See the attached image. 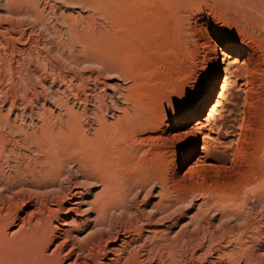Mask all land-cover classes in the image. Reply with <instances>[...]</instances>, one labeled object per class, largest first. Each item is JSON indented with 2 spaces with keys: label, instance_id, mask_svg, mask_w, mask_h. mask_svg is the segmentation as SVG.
<instances>
[{
  "label": "rangeland",
  "instance_id": "obj_1",
  "mask_svg": "<svg viewBox=\"0 0 264 264\" xmlns=\"http://www.w3.org/2000/svg\"><path fill=\"white\" fill-rule=\"evenodd\" d=\"M86 136L146 183L112 237L93 231L102 185L51 176ZM163 180L178 207L145 220ZM258 194L264 0H0V264H264Z\"/></svg>",
  "mask_w": 264,
  "mask_h": 264
},
{
  "label": "bare ground",
  "instance_id": "obj_2",
  "mask_svg": "<svg viewBox=\"0 0 264 264\" xmlns=\"http://www.w3.org/2000/svg\"><path fill=\"white\" fill-rule=\"evenodd\" d=\"M91 8V7H90ZM219 54H220V57H218V60H217V63H216V71L214 72V77H213V81L210 86V91L209 93L207 94V99L210 97L211 95V91L215 85V79L217 77V74L219 73L218 72V68L220 67V64L221 63H224L225 60L229 57V53L227 52V50L225 51L224 49H219ZM233 54V53H232ZM91 59V58H90ZM99 62H97L98 64ZM100 64V63H99ZM225 64V63H224ZM108 65V64H107ZM101 66V65H100ZM104 66V65H103ZM108 67V66H107ZM110 68H106L107 72L108 71H111V69L109 70ZM213 95V94H212ZM125 96V95H124ZM205 99L199 106H197L195 108L196 111L198 112H201V110L203 109V106L205 104V101L207 100ZM129 101V100H128ZM208 102V101H207ZM197 114V113H196ZM199 122L197 121L196 122V125H197V128H198V125H201L200 123L198 124ZM192 127V126H191ZM194 129V128H193ZM105 132V131H104ZM195 131L188 129L186 132H184V137L186 135V137H188V135L190 134H193ZM92 134V133H91ZM95 135V133H94ZM104 135V134H103ZM102 135V137H104ZM82 136V135H81ZM89 136V135H88ZM197 134L195 133L194 137L196 138ZM199 137V136H198ZM203 137V140H206L208 138V136L206 134L202 135ZM84 138V136H83ZM87 138L88 140V143H84V144H78L75 149L72 151V153L66 157H61L60 158V153L57 154L59 155V160H58V163H57V168L55 167V171L53 172V175L51 174L52 178H54L53 176L56 175V178L57 177H61V178H58L60 180V183H63V182H67V183H71L73 178L77 179H81L82 181L79 182V184L81 185H88L89 183H100L102 185V188H101V192L99 194H96V198L92 203V208L95 209V216L92 218L93 219V227H99L98 229L96 228V230H93L95 231V233H97V231H105L106 235H110V237H112L113 235H116L120 229H115V231L112 233H110L112 231V228H113V224H116L117 223V220L116 221H113V219H115L116 217H119L121 216V214L123 213H129V220L134 223L135 221H132L134 219V215L131 216L132 214V207L135 205L134 202L136 200V195H137V190L139 188V186H144L145 184H141L139 185L138 182H134L132 183L131 185L129 186H124L123 183L119 180V177H117V173H116V170H112L110 168V163H107V161L109 162L110 160H108L107 158V161H105V156L107 157V155L105 154V150L106 149H103L102 150H99L97 148V144L95 142V137L93 136L91 139H89L87 136L85 137ZM30 139V138H29ZM28 139V140H29ZM34 139V138H33ZM80 139V138H79ZM98 139V138H96ZM38 140V139H37ZM86 140V139H85ZM110 140V139H109ZM32 141V140H31ZM31 141H27L28 143H31ZM86 141V142H87ZM102 141V140H101ZM38 142V141H37ZM78 142V141H77ZM99 142V141H98ZM104 142V141H103ZM109 142V141H108ZM36 143V141H35ZM82 143V142H81ZM102 143V142H101ZM107 143V140L106 142ZM110 143V142H109ZM206 143V142H205ZM42 144V143H41ZM40 144V145H41ZM33 145V143H32ZM30 145V146H32ZM100 145V144H99ZM98 145V147H99ZM107 145H109L107 143ZM104 146V145H103ZM112 146V145H111ZM100 148V147H99ZM39 151V149H38ZM40 152V151H39ZM38 152V153H39ZM46 152V151H45ZM43 153V152H42ZM36 154V153H35ZM65 154V153H64ZM58 158V157H57ZM56 158V159H57ZM13 161V160H12ZM112 161V160H111ZM57 162V161H56ZM45 163V162H44ZM43 163V164H44ZM198 163V162H197ZM196 163V164H197ZM48 164V163H47ZM55 164V163H54ZM109 164V165H108ZM112 164V162H111ZM115 164V163H114ZM200 164V163H199ZM53 165V162L52 164ZM113 165V164H112ZM122 165V164H121ZM55 166V165H53ZM71 166H73L75 169L74 171L72 170ZM198 166V165H197ZM26 167V166H25ZM41 167V166H40ZM52 167V166H51ZM191 169H192V166H190ZM36 168V167H35ZM113 168V167H112ZM115 168V167H114ZM25 169V168H24ZM27 169V168H26ZM41 169V168H39ZM190 170V168H189ZM195 170H196V167H195ZM12 171V170H11ZM28 171V173H30V178L31 177V172H29L30 170H26ZM25 171V173H26ZM33 171V170H31ZM40 171V170H38ZM37 171V172H38ZM192 171V170H191ZM36 172V170L34 171ZM41 172V171H40ZM43 172V171H42ZM45 172V171H44ZM21 173V172H20ZM24 173V174H25ZM27 173V176H29ZM33 173V172H32ZM12 174V173H11ZM34 174V173H33ZM32 174V176H33ZM42 175V173H39ZM59 174V175H58ZM14 175V174H13ZM58 175V176H57ZM26 176V175H25ZM24 176V177H25ZM37 174L35 173V176H33L34 178V181L36 182V184H33L35 185V188L34 190H37L38 188H40L39 185H41L40 183L42 182H39V180H37L38 178L40 179V177L37 176ZM64 177V178H62ZM156 177V176H155ZM158 178V177H157ZM26 179V178H25ZM42 179V180H41ZM41 181H43L44 178L41 177ZM51 178H49L48 180L46 181H43V184L42 186L46 185L44 184V182L48 184V181H50ZM61 179H63L61 181ZM160 179V178H159ZM162 179V178H161ZM165 179V178H164ZM33 179H31L32 181ZM56 179H54L55 181ZM58 180V181H59ZM18 181V180H17ZM24 181V179H23ZM33 181V183H34ZM144 181V180H143ZM28 182V181H26ZM39 182V183H37ZM56 182V181H55ZM125 182V181H124ZM149 184H154L153 180H149L147 181ZM156 182V181H155ZM158 183H156L157 185H159V192L157 193L156 192V195L158 194L159 195V198H160V201L158 203H154V204H151L149 207V211L148 212H144L147 213V216H145L144 214V219L145 220H148L149 218L151 219V217H155L156 214H159L160 215V219H165L166 217H170L171 214L169 211V207H168V204L170 203L169 200H166V197L164 198L163 196V191H164V188H165V181H157ZM31 183V182H30ZM29 183V184H30ZM50 183V182H49ZM53 183V182H51ZM50 183V185H51ZM59 183V184H60ZM24 184V183H23ZM27 184V183H25ZM46 185V186H47ZM60 186V185H59ZM142 186V187H143ZM149 186V185H148ZM151 186L150 185L146 190L145 188H142L144 191V195H143V202L144 204H149V198L148 197V192L149 190L151 189ZM155 188V186L153 187ZM5 189V188H4ZM61 190L62 192V188L57 190L58 192ZM67 189H65L66 191ZM259 190V189H258ZM38 191V190H37ZM153 191V190H152ZM52 192V191H51ZM39 193V192H38ZM153 194V193H152ZM257 194V193H256ZM62 195V194H61ZM150 195V194H149ZM170 196V195H169ZM256 196V195H255ZM164 198V200H162ZM172 199V198H171ZM174 200H175V197H174ZM256 200V203H258L259 205H262V203L264 202V194H261V195H257V199ZM162 201H165V204H163ZM181 201V200H180ZM208 202V200H207ZM140 203V202H139ZM172 203H173V199H172ZM217 203V202H216ZM222 203V202H221ZM171 204V203H170ZM169 204V205H170ZM178 204V203H177ZM173 206V204H171ZM179 205H181V202H179ZM183 205V203H182ZM185 205H187L185 203ZM189 205V204H188ZM213 205V204H211ZM176 206V204H175ZM175 206H173V208H175ZM178 207V206H176ZM184 207V206H182ZM186 207V206H185ZM235 207V206H234ZM134 208V207H133ZM171 207V209H173ZM135 210L137 211V214H140V212L138 211L139 208L138 207H135ZM175 210V209H174ZM172 210V211H174ZM143 212V213H144ZM168 212V213H167ZM203 212V211H202ZM222 212V211H221ZM223 213V212H222ZM230 213V212H229ZM213 215V214H211ZM221 215V214H220ZM225 215V214H224ZM227 215V214H226ZM105 216H109V221L107 220V218L105 219ZM141 216V215H139ZM223 216V215H222ZM231 216V215H230ZM234 216H236L234 214ZM165 217V218H164ZM224 217V216H223ZM227 217V216H226ZM243 217V216H242ZM156 218V217H155ZM237 218V217H236ZM241 218V217H240ZM238 218V219H240ZM143 219V221H144ZM149 219V220H150ZM157 219V218H156ZM243 219V218H242ZM253 219V218H252ZM152 220V219H151ZM150 220V221H151ZM241 220V219H240ZM125 222V221H124ZM153 222V221H152ZM151 222V223H152ZM157 222V220H156ZM155 221L153 222V225L154 223H156ZM166 222V221H165ZM246 222V221H245ZM244 222V224H245ZM120 223V222H119ZM118 223V224H119ZM131 223V224H132ZM145 223V221H144ZM159 223V222H158ZM157 223V224H158ZM163 223V222H162ZM117 224V225H118ZM149 224V222H148ZM156 224V225H157ZM249 224V223H248ZM116 225V226H117ZM147 225V224H146ZM152 225V224H151ZM150 225V226H151ZM148 226V225H147ZM153 227V226H152ZM156 227V226H155ZM201 228V227H200ZM144 228H141L140 230L137 229L135 231V233H137L138 235V240H141L142 239V233L141 231H144L143 230ZM154 229V228H153ZM114 230V229H113ZM132 230V229H131ZM181 230V229H180ZM133 231V230H132ZM162 231V230H161ZM125 233H128L130 232L129 231V228H127L126 230H124ZM165 234V233H164ZM101 235V233L99 234ZM156 235V234H155ZM154 235H147V236H144L143 238V243L145 244L146 241L148 240H151V238H153ZM164 238V237H163ZM150 242V241H148ZM153 242V241H152ZM142 243V242H141ZM142 243V244H143ZM139 245V244H138ZM148 256V255H147ZM151 256V255H150ZM149 256V257H150Z\"/></svg>",
  "mask_w": 264,
  "mask_h": 264
}]
</instances>
